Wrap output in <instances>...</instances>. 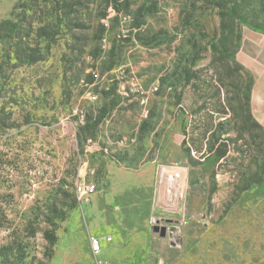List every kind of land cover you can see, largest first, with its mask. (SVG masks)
<instances>
[{
	"label": "rangeland",
	"instance_id": "obj_1",
	"mask_svg": "<svg viewBox=\"0 0 264 264\" xmlns=\"http://www.w3.org/2000/svg\"><path fill=\"white\" fill-rule=\"evenodd\" d=\"M16 2L0 0V20ZM129 2L117 12L109 0H79L45 59L32 65L13 66L0 43V123H14L0 126V205L10 221L0 226V249L13 229L24 252L14 264H95L92 237L101 244L97 258L109 264H264V194L237 189L243 174L264 177L263 130L247 129L210 198L208 174L183 150L197 157L210 123L223 121L221 129L236 135L239 119L220 114L234 80L241 90L250 85L248 108L264 128V33L238 27L241 69L227 59L231 75L219 61L210 65L225 0ZM45 3L35 16L51 20ZM246 12L264 26V0ZM191 72L201 75L197 84L187 80ZM218 90L219 101L211 98ZM105 105L111 111L96 141L81 148L76 127ZM102 146L124 159L102 155ZM62 190H75L80 201L58 222L48 258L43 215ZM154 225L165 226L166 235Z\"/></svg>",
	"mask_w": 264,
	"mask_h": 264
},
{
	"label": "trees",
	"instance_id": "obj_2",
	"mask_svg": "<svg viewBox=\"0 0 264 264\" xmlns=\"http://www.w3.org/2000/svg\"><path fill=\"white\" fill-rule=\"evenodd\" d=\"M78 1L49 0L52 15V19L49 20L50 17L48 16L42 19L35 16L37 11L46 7L47 3H45V0H17L10 13V17L0 20V43L4 46L6 60L10 61V59H13V66H16L22 64L32 65L45 59L50 46L55 43L57 35L60 33V26L66 24L65 17L68 18L67 14L69 10L75 11L73 10V6ZM252 3L253 0H225L222 4V8L218 11L220 34L216 40L209 44L211 66L216 61H219L225 67L226 72L233 75L232 68L226 62L227 59H230L234 64L235 72L241 69V65L237 63L235 58L236 49L240 46L238 27L244 25L254 31L264 33V26L248 19L246 8ZM109 4L117 12L127 11L130 6L129 0H109ZM141 10V7H139L137 12L140 13ZM77 24L81 25V23ZM140 24L141 22L137 21L136 27H139ZM200 76L196 72H191L187 74V80L196 78L197 80H194V84H197L196 82L200 80ZM231 84L234 89L232 90L230 101L227 100L228 108H222L220 114L222 116L230 115L239 119L241 128L236 129V135H229L228 128L221 129L223 121L214 124L210 123L204 126L201 133V137L205 140L204 150L200 151L198 156L194 157L195 159L190 155L191 149L189 147L183 149L190 164L193 166L200 165L201 170L208 174L210 182L208 189L209 198L216 190V175L228 158V155L236 148L239 140H243L244 142L247 140L245 137L247 129L250 132L253 130H263L264 132V128L255 120L248 108L251 98L250 85L246 84L245 88L241 90L238 80H234ZM107 94H109L108 96H112L111 104L109 105H116L118 101L115 99V90L111 89ZM211 98H216L219 101V90ZM175 100L176 104L180 103L179 94L175 96ZM179 106L182 109V106ZM110 111L109 106H102L97 111L95 117L88 115L84 123L76 127L77 144L81 148H83L88 140L91 142L96 141L97 128L102 120L109 115ZM1 122L0 126L2 128L14 127L12 121L4 123V119H2ZM250 136L253 135L250 133ZM100 152L102 155L108 156L109 159L116 162L124 159L123 157H117L115 154L109 153L104 146L101 147ZM237 189L238 192L253 189L255 194L262 195L264 194V177L256 171H250L247 175L243 174L241 183L237 186ZM116 198L118 199L120 196ZM58 200L49 203L43 215V220L48 226L43 230V237L48 243V251L46 252L48 258L52 256L51 248L56 242L55 230L58 222L65 220L67 212L76 207L80 201L78 193L75 190L72 193L62 190ZM0 226H5L6 228L10 226L5 208L1 205ZM16 240L17 237L12 229L8 243L0 249L2 264L23 262L24 252L20 249Z\"/></svg>",
	"mask_w": 264,
	"mask_h": 264
},
{
	"label": "built area",
	"instance_id": "obj_3",
	"mask_svg": "<svg viewBox=\"0 0 264 264\" xmlns=\"http://www.w3.org/2000/svg\"><path fill=\"white\" fill-rule=\"evenodd\" d=\"M78 198L80 199L79 196H78ZM90 244H91L92 253L96 256L95 264H109L106 261H103V260L97 258V255L101 252L100 240L95 238V237H92L90 239Z\"/></svg>",
	"mask_w": 264,
	"mask_h": 264
},
{
	"label": "bare ground",
	"instance_id": "obj_4",
	"mask_svg": "<svg viewBox=\"0 0 264 264\" xmlns=\"http://www.w3.org/2000/svg\"><path fill=\"white\" fill-rule=\"evenodd\" d=\"M163 173V172H162ZM173 181H174V187H173V194H172V196L170 197V195H169V197H170V200H171V203L172 202H174V200L176 199V197H177V194H178V177L176 176V177H173ZM170 189V186H169V188H168V190Z\"/></svg>",
	"mask_w": 264,
	"mask_h": 264
},
{
	"label": "water",
	"instance_id": "obj_5",
	"mask_svg": "<svg viewBox=\"0 0 264 264\" xmlns=\"http://www.w3.org/2000/svg\"><path fill=\"white\" fill-rule=\"evenodd\" d=\"M153 231L155 232H159V235L161 237L166 235V227L165 226H158V225H154L153 226Z\"/></svg>",
	"mask_w": 264,
	"mask_h": 264
}]
</instances>
